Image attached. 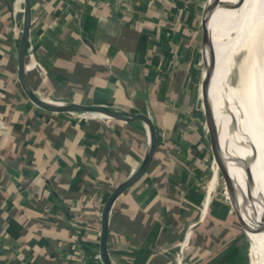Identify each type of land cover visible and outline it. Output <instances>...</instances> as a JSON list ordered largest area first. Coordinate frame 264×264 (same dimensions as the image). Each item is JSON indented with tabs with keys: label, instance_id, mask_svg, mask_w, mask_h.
<instances>
[{
	"label": "crops",
	"instance_id": "1",
	"mask_svg": "<svg viewBox=\"0 0 264 264\" xmlns=\"http://www.w3.org/2000/svg\"><path fill=\"white\" fill-rule=\"evenodd\" d=\"M183 8L180 0H31L25 70L36 94L145 113L157 128L148 170L115 199L109 213L107 249L114 264H179V253L183 264H217L215 252L231 245L223 238L225 226L207 216L215 177L208 181L199 217L179 194V153L165 140L179 110L171 103L179 100L183 81L179 54L188 38L198 47L201 34L199 20L193 37ZM22 13L23 0H0V264H80L78 248L84 264H102L101 206L138 167L148 145L147 129L141 122L35 106L16 73ZM217 56L220 81L225 75L236 82ZM242 70L238 65L241 84ZM210 96L224 146L222 121ZM251 105L255 109L257 100ZM247 106L243 98L233 109L240 120ZM252 113L247 112L250 124ZM235 132L230 133L229 123L227 154ZM231 163L233 175L239 166ZM215 212L222 211L215 207Z\"/></svg>",
	"mask_w": 264,
	"mask_h": 264
},
{
	"label": "rangeland",
	"instance_id": "2",
	"mask_svg": "<svg viewBox=\"0 0 264 264\" xmlns=\"http://www.w3.org/2000/svg\"><path fill=\"white\" fill-rule=\"evenodd\" d=\"M205 1L206 0H180L184 6L183 10L188 11L189 15L187 14V18H189V21L192 24L193 37L197 31L194 27L196 28L197 22L200 20L201 10L202 7H204ZM222 1L223 5H221V7L210 19L211 26L212 22L214 24L213 27L217 25V34L219 33L218 30L221 32L222 29L232 25L240 11V6H233L236 0ZM253 3L254 0H250V8L248 10L247 17L229 41L225 42V44L221 46L217 59L221 61V65H223L226 71L227 69H230V64L235 65L236 69L238 65L242 66V71L245 74L243 78L244 80H242L241 84L242 91H240L239 96L234 100L235 103L232 109L235 111L237 108H240V101L245 98L248 106L246 111L243 109V113L245 112L246 115H244L241 121L246 122L248 127L255 125L254 128L258 130L262 119V94L259 80L261 75V60L259 59L260 47L257 36V23L252 9ZM182 39L184 40V38ZM187 41L188 42L185 45L184 51L179 54V60L180 63H182L179 67V70L181 68L180 79H183L182 83L179 84V100L177 98L172 99L171 101L173 106H177L179 110L175 115L173 127L168 129L169 131L165 136L166 143L170 146L173 145L172 147H175L179 153V166L181 167L182 173V183L179 185V194L181 196H185L187 200L191 201V204H193L194 209H196L200 217L204 212L201 202H203L204 193L208 189V181L211 177H215L216 184H212L211 187L215 188L216 186V188L212 191L209 204L207 205V216L209 221L212 223L216 222L218 227L221 228L225 226L226 235H224L223 238L226 236V239L229 240L230 238L231 241V245L229 247L215 252V255H220V258L217 259V264H224V260H226V263L228 264H259L256 253L259 248L260 233L244 234V232H242V230L238 227L235 215L230 214L231 217L228 216L227 211H231L232 213H235V211L225 192L220 175L215 172L216 170L212 157L207 148H205L204 142H200L199 135L197 133L198 129L204 131V117L199 103L201 64L199 60L198 65L195 68L196 76L191 77L192 55L193 51L197 50V46H194L195 44L192 46V41H194V39L188 38ZM239 76L240 79H242L241 73H239ZM231 80V78H228L225 75L221 78V83L227 96L233 95L237 90L236 78V82ZM229 83L231 87L228 88ZM254 99L257 100V106L255 109L251 105V101ZM190 106L194 108L192 116L188 114ZM217 106L220 110V102L218 99ZM247 112H253L252 116L254 117V122L251 124L249 119L250 116ZM220 115L223 118L224 123L228 124L229 121L227 120L225 114H223V112L221 114L220 112ZM190 141L193 147H191ZM245 147V144H243L241 138L237 134L232 148L231 157L236 156L237 158H245L250 156L251 150L247 146V154ZM253 162L252 171L257 187L260 190L256 173L258 163L257 157ZM233 176L239 177L237 173H233ZM215 207L222 211L220 212L221 215L215 212ZM250 215L251 214L247 213L244 217L248 218Z\"/></svg>",
	"mask_w": 264,
	"mask_h": 264
},
{
	"label": "water",
	"instance_id": "3",
	"mask_svg": "<svg viewBox=\"0 0 264 264\" xmlns=\"http://www.w3.org/2000/svg\"><path fill=\"white\" fill-rule=\"evenodd\" d=\"M243 1L244 0H236L233 6L237 7L241 5ZM221 5H223L222 0H206L200 16L201 34L191 69V77L196 76L195 68L200 60V96L204 117V131L198 129L197 133L200 142H204L205 148H207L212 157L213 164L215 165V172H217L222 179L225 192L235 211L238 227L244 234H259L264 232V196L257 187L252 171L253 161L257 155L255 146L252 142H247L251 149L250 156L232 159L243 169L244 179L238 180L236 176H233L229 172L228 161L231 155H228L224 151V146H222L217 115L213 109L211 102L212 98L209 92L216 61L215 48L213 45V30L210 25V19ZM31 15V0H23L21 32L16 53V73L23 93L35 106L53 113H92L126 122H141L147 129L148 145L138 167L126 179L115 186L101 206L98 257L102 264H114L107 249L109 213L115 199L127 188L141 179L148 170L158 144L157 128L151 117L145 113L130 112L103 104L51 101L38 96L31 88L25 70V55L31 25ZM193 112L194 108L190 106L188 114L192 116ZM229 115L230 133H233L235 130V117L230 110ZM247 213L251 214L248 218L244 217Z\"/></svg>",
	"mask_w": 264,
	"mask_h": 264
},
{
	"label": "bare ground",
	"instance_id": "4",
	"mask_svg": "<svg viewBox=\"0 0 264 264\" xmlns=\"http://www.w3.org/2000/svg\"><path fill=\"white\" fill-rule=\"evenodd\" d=\"M263 3H264V0H254L253 7H252L253 12L255 14V20L257 23V36L259 39V47H260V53H261L260 88H261V94H262V109H261L262 119H261V124H259V129L257 131L254 130V132H253L251 129H249L247 127V125L245 123H243L237 117V115L234 113V111L232 109V103L235 100V97L237 96L239 91L241 90V79H240L239 73L237 72L235 65H233V64L229 65L230 70L232 71L233 75L235 76V78L237 80L238 88H237V91L235 92V94L230 95L229 97L226 96V93H225V90L221 84V81H220L219 77L217 76L216 61H215V68H214L212 78H211V83L209 86V92L211 93L212 97L214 98L216 108H217V112H218L219 117L222 121V131H223V136H224V149L226 150L225 130H226V127L228 126V124L230 123L229 110L231 111V113L235 117V130H236L235 140H236V137L238 134V136L241 138V141L246 146L245 149L247 151V154H248L247 146L250 148V146L248 145L247 142H250V143L252 142L253 145L255 146V149L257 152L256 157L258 159L256 173H257V178H258L259 185H260V191H261L262 195L264 196V5H263ZM239 6H240V11H239V14H238L236 20L229 27L222 29L221 32L218 30V32H219L218 34L216 32V26L217 25H215V27H213L214 24L212 22L213 45L215 48V56L219 52L221 46H223L225 44V42L229 41V39L237 32V30L243 24L245 18L247 17L248 10L250 8L249 7L250 6V0H244L243 3ZM224 53H225V51H224ZM229 87H231L230 83L228 84V88ZM217 99L220 102V110L218 109V106H217ZM225 110H227L228 112ZM220 112H221V114H222V112H223V114H225L227 120L229 121L228 124L224 123L223 118L220 115ZM235 140H234V143H235ZM234 143H233V146H234ZM232 150L233 149H231V151L229 152L228 155H232L231 154ZM233 158H237V157L236 156H234V157L229 156L230 163L232 161L233 163H231V164L239 166L237 164V162L232 160ZM235 170H236L237 175H239V177H237V179L238 178H239L238 180L244 179L243 169L239 166ZM256 256L258 259V263L264 264V232L260 233L259 248H258V251L256 253Z\"/></svg>",
	"mask_w": 264,
	"mask_h": 264
},
{
	"label": "built area",
	"instance_id": "5",
	"mask_svg": "<svg viewBox=\"0 0 264 264\" xmlns=\"http://www.w3.org/2000/svg\"><path fill=\"white\" fill-rule=\"evenodd\" d=\"M190 233H191V229L190 228H188V230L186 231V234H185V236H184V239H183V242H182V244L184 245V244H186L187 242H188V239H189V236H190ZM183 247V246H182ZM182 247H180V251H182ZM78 257H79V259H77L79 262H80V264L82 263V264H84V255H83V252L81 251V249H79L78 248ZM181 256V253H179V264H183V262H182V258L180 257Z\"/></svg>",
	"mask_w": 264,
	"mask_h": 264
}]
</instances>
